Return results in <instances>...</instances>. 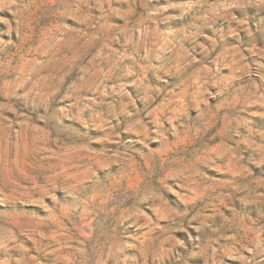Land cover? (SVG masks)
Instances as JSON below:
<instances>
[{
	"label": "rangeland",
	"instance_id": "374dc122",
	"mask_svg": "<svg viewBox=\"0 0 264 264\" xmlns=\"http://www.w3.org/2000/svg\"><path fill=\"white\" fill-rule=\"evenodd\" d=\"M0 264H264V0H0Z\"/></svg>",
	"mask_w": 264,
	"mask_h": 264
}]
</instances>
